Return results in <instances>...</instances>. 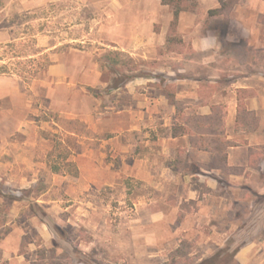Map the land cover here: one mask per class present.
I'll use <instances>...</instances> for the list:
<instances>
[{
	"label": "rangeland",
	"instance_id": "1",
	"mask_svg": "<svg viewBox=\"0 0 264 264\" xmlns=\"http://www.w3.org/2000/svg\"><path fill=\"white\" fill-rule=\"evenodd\" d=\"M97 15L77 0H0V264H73L79 257L71 251L86 244L99 264L122 252L144 261L131 228L143 223L145 201L162 195L143 176L145 164L164 161L156 141L168 128L162 107L147 101L175 95L172 75L157 70L175 63L115 49L102 40ZM57 64L65 73L52 72ZM250 189L248 196L231 189L243 201L213 220L230 228L228 239L264 238V200L251 206L258 195ZM165 225L151 227L171 242ZM211 238L215 252L228 240ZM198 239L183 240L188 255L177 263L205 258Z\"/></svg>",
	"mask_w": 264,
	"mask_h": 264
},
{
	"label": "crops",
	"instance_id": "2",
	"mask_svg": "<svg viewBox=\"0 0 264 264\" xmlns=\"http://www.w3.org/2000/svg\"><path fill=\"white\" fill-rule=\"evenodd\" d=\"M196 1L174 26L173 7L161 0H77L98 12L95 26L115 49L138 60L175 63L157 70L172 75L181 110L164 93L147 101L162 107L168 128L156 141L164 161L145 164L143 176L162 195L145 201L143 223L131 228L132 243L141 237L144 245L142 264L163 256L162 264L180 241L199 235L198 248L206 246L204 256L213 255V245L207 246L211 236L230 235L229 225L216 229L214 218L219 209L230 215L232 203L243 201L232 198L230 190L248 196L252 188L264 196V0H238L229 12L215 15L210 10L220 8L219 0ZM61 70L65 73L66 66L57 64L52 72ZM149 81L143 78L142 85ZM176 125L190 131L176 135ZM258 196L251 206L260 203ZM155 223L170 225L166 234L174 240L161 239V229L151 227ZM122 253L124 258L113 264H138L129 252ZM232 264H264V238L250 239Z\"/></svg>",
	"mask_w": 264,
	"mask_h": 264
},
{
	"label": "trees",
	"instance_id": "3",
	"mask_svg": "<svg viewBox=\"0 0 264 264\" xmlns=\"http://www.w3.org/2000/svg\"><path fill=\"white\" fill-rule=\"evenodd\" d=\"M219 1L221 3L220 8L210 10V15L229 12L238 0H219ZM161 2L163 4L170 5L173 7V10H174L173 25L174 26L178 22L180 13L184 10L194 7L197 3L196 0H161ZM50 64H52V62ZM169 97H170V102L174 103L177 106L178 111L181 110V104L176 101L174 95L170 94ZM198 130L201 131L200 129ZM186 131H190V129H187V127L179 129L177 125L173 129V132L176 135L179 133L186 132ZM0 186H1V183H0ZM11 197L16 198V196H11ZM263 198L264 196L259 195L257 200H259L260 202L264 200ZM36 206L39 207L37 203H36ZM57 229L58 231H61L60 227H58ZM183 240L180 246L176 249V252L172 254L170 256V259L164 262V264H179V262L177 263V260H180L181 258H185L188 255L187 253L183 251L185 248L184 245L187 242L186 240L185 241ZM249 240L250 239H240L239 236L238 237L232 236L228 240H226L224 245L221 248H219L213 255L209 257H205L201 260H196V261L191 259L190 262L187 264H231L236 260V256L238 252L240 251L241 247L244 246ZM71 252L75 254V256L78 255L79 257L78 261H83L85 262V264H94L95 262L97 264V259L92 260L90 256L86 253H83V251L81 252L78 250L76 251L72 250Z\"/></svg>",
	"mask_w": 264,
	"mask_h": 264
}]
</instances>
